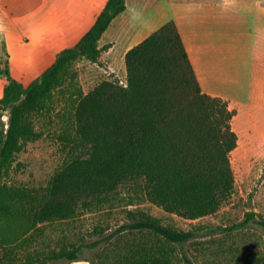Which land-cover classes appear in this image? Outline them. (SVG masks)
Returning <instances> with one entry per match:
<instances>
[{
    "label": "trees",
    "instance_id": "obj_1",
    "mask_svg": "<svg viewBox=\"0 0 264 264\" xmlns=\"http://www.w3.org/2000/svg\"><path fill=\"white\" fill-rule=\"evenodd\" d=\"M125 10L126 0H106L91 29L28 86L12 78L8 63L0 67L8 81L0 99V264H97L82 257L84 248L122 232L140 233L146 241L125 245L111 257L105 253L108 264H177L174 246L195 239L196 232L165 225L142 210L129 211L127 223L93 243L43 255L30 248L44 226L112 204L126 187L140 188L151 204L189 220L217 213L233 193L236 110L202 91L175 21L127 51L125 83L113 75L87 93L77 85L74 65L100 64L111 45L99 42ZM59 102L64 107L56 116L68 158L45 187L11 184L12 173L22 167L17 156L42 137L37 121L50 117ZM253 216L247 213L239 228ZM233 264H264V251L241 252Z\"/></svg>",
    "mask_w": 264,
    "mask_h": 264
},
{
    "label": "rangeland",
    "instance_id": "obj_2",
    "mask_svg": "<svg viewBox=\"0 0 264 264\" xmlns=\"http://www.w3.org/2000/svg\"><path fill=\"white\" fill-rule=\"evenodd\" d=\"M172 1L159 0L166 5L165 10L173 12L175 21H183L180 26L187 46L193 48L198 59L205 88L224 97L230 109L236 110L232 127L235 125L241 131V137L237 134L238 145L230 154L235 178L231 197L217 213L189 220L151 204L140 188L126 187L112 204L84 209L73 220L44 226L43 233L30 248L36 255L73 243L89 244L103 239L127 223V213L132 210L145 211L176 229L196 232L195 239L174 246L177 264H233L241 252L264 251V226L257 224L264 222V136H261L264 133V0ZM157 5L154 2L153 6ZM169 17H162L159 22L171 20ZM121 45L120 42L116 51L105 57L116 68ZM4 53L5 66L6 48ZM103 62L92 64L82 60L74 65L77 85L84 93L113 75L125 83L124 72L119 69L112 72ZM63 107L59 102L50 117L37 121L42 137L28 143L17 156L22 167L12 173L11 184L45 187L68 158L69 149L60 139L62 127L56 116ZM3 120L7 121V116ZM247 213H253L254 218L246 227L239 228ZM141 236L122 232L96 248L85 247L82 257L108 264L103 258L105 253L114 256L121 247L141 240ZM48 264L90 263L62 260Z\"/></svg>",
    "mask_w": 264,
    "mask_h": 264
},
{
    "label": "crops",
    "instance_id": "obj_3",
    "mask_svg": "<svg viewBox=\"0 0 264 264\" xmlns=\"http://www.w3.org/2000/svg\"><path fill=\"white\" fill-rule=\"evenodd\" d=\"M156 1L158 5L153 6ZM105 2L106 0H0V67L4 68L6 48L12 78L28 86L54 63L61 50L74 47L80 41L93 26L95 15L102 11ZM165 6L159 0H126V10L112 21L99 42L100 47L111 45L102 53L100 61H104L112 72L116 69L124 72L126 80L127 51L170 21L159 22L162 17L171 15L169 18L175 21L173 12L168 8L165 10ZM190 18L192 17L189 16ZM175 22L202 91L223 99L224 97L205 88L198 59L193 48L187 46V39L180 26L183 21ZM120 42L122 45L116 68L106 62L105 57L114 53ZM5 79V76L0 75V99L8 83ZM26 80H29L28 84H25Z\"/></svg>",
    "mask_w": 264,
    "mask_h": 264
},
{
    "label": "bare ground",
    "instance_id": "obj_4",
    "mask_svg": "<svg viewBox=\"0 0 264 264\" xmlns=\"http://www.w3.org/2000/svg\"><path fill=\"white\" fill-rule=\"evenodd\" d=\"M238 124V123H237ZM245 129V128H244ZM243 129V130H244ZM248 129V128H247ZM234 130L236 131V133L239 135V137H241L240 136V134H241V131L234 125ZM254 131V130H253ZM250 132V131H249ZM243 133V132H242ZM247 134H249V133H247ZM251 134V133H250ZM261 136H264V133L263 134H261ZM258 137V136H257ZM260 150V149H259Z\"/></svg>",
    "mask_w": 264,
    "mask_h": 264
}]
</instances>
